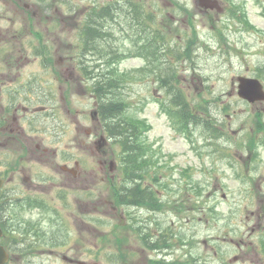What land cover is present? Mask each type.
<instances>
[{"label": "rangeland", "instance_id": "1", "mask_svg": "<svg viewBox=\"0 0 264 264\" xmlns=\"http://www.w3.org/2000/svg\"><path fill=\"white\" fill-rule=\"evenodd\" d=\"M107 1L115 0H76V25L72 34L70 29L62 33L68 45L58 48L66 61L47 58L40 62L29 54L31 60L20 68V74L13 71L12 90L29 91L27 119H31V123L18 122L15 127L36 136L49 149L42 150L46 163L20 160V155L26 156L19 145L23 139H16V130L10 133L8 127L0 128V170L12 166L16 185L23 187L24 177H28L34 185L41 184L40 195L50 200L37 208H8L11 219L6 226L16 240L11 247L12 264H65L59 258L60 247L69 250L72 246L74 256H84L85 250L80 254L77 249L84 243L72 238L75 231L86 233L80 223L86 214L80 210L82 200H87L85 208H90V264L152 260L151 253L141 251L135 230L124 224L120 209L115 208L119 207L115 185L123 165L120 148L110 139L103 147L105 155L96 149L104 132L101 124L91 119L95 100L90 87L95 81L79 77L80 58L88 65L99 64L98 79L105 72L124 78L119 95L124 100V114L141 126L139 142L146 145L151 165H158L159 176L170 185L168 196L175 209L183 212L171 217L173 212L164 207L162 217L166 222L181 221L185 240L193 237L196 259L192 264H235L234 257L236 264H264V101L247 104L236 94L239 76L258 78L264 89V0H218L220 12L200 7L198 0H135L134 5L143 4L145 11L153 14L151 24L157 29L154 48L147 50L150 40L136 36L138 29L132 30L121 20L111 30L107 45L100 43L102 33L107 32L103 21L90 51V42L86 45L80 38L82 26L93 5L102 8ZM26 53L32 50L27 47ZM12 65L16 70L15 62L0 61L2 70ZM171 70L191 113L204 122L183 128L174 116L161 83ZM41 90L50 97L49 104L37 101ZM112 91L110 98L116 96V89ZM9 93L0 101L5 108L15 92ZM41 106L50 109L62 124L59 140L54 136L56 121L35 113ZM208 119L214 121L216 131L208 129ZM70 152L80 164L76 178L60 168L73 165L65 159ZM105 159L102 167L99 162ZM39 176L44 179L37 182ZM57 187L65 193L62 200L57 199ZM49 206L64 216L59 219ZM62 219L69 225L61 224ZM26 234L36 238L34 250L29 247L35 238Z\"/></svg>", "mask_w": 264, "mask_h": 264}, {"label": "flooded vegetation", "instance_id": "2", "mask_svg": "<svg viewBox=\"0 0 264 264\" xmlns=\"http://www.w3.org/2000/svg\"><path fill=\"white\" fill-rule=\"evenodd\" d=\"M75 5L76 0H0V61L6 63H9L10 61L13 63L15 62V68H17L15 70L12 65V67L6 71L0 69V101L9 97V90L13 93L15 92L14 97L10 98V105L7 108L3 107L0 102V112H3L0 115V128L8 127L7 129L10 133H13L14 130H16L18 133V137L16 139H23V142L19 145L22 151H25L26 156L23 157L20 155V160L29 158L41 163H46L42 150L46 152L48 148L44 147L42 141L37 140L36 136L25 134L23 130L15 127L18 126V122H25L27 120L30 121L29 118L27 119L30 109V98L28 95L29 91L25 93L20 89L17 91L12 90V85L15 84V79L12 78L19 75L20 68L31 60L28 56L29 54L32 55V59L39 60L40 62H45L47 58H51L50 60L59 62L66 61L63 54L58 53V48L68 45V39L65 41V39L62 38V33L70 29V33L72 34L74 26L76 25L77 14L75 13L77 8ZM116 16L117 14L115 13L114 17ZM35 40L38 41V44H36ZM40 45H43L41 50L38 48ZM51 46H54V48ZM27 47L32 50V53H26ZM41 58H44V60ZM7 65L9 66V64ZM13 71L16 72V75L13 74ZM41 89L44 88L41 87ZM20 93L24 94L20 96ZM41 95L42 97L38 96L36 99L42 105L43 103H46L50 97H48L42 90ZM49 103L50 102H47V104ZM38 110L42 113L48 112V110H45V107L43 106H41ZM53 114L54 113L51 111L47 114V116L51 118ZM8 122H11L12 125H6ZM53 125L56 126V122ZM56 129L57 128H55V130ZM87 134L88 137H90V130H87ZM54 135L55 139L59 140L60 135ZM36 151L40 154H34ZM65 159L69 164L73 162V165L71 166L72 169L71 167H66L67 165L64 169L67 170L72 177L74 176L76 178L79 174V160L77 156L71 152L65 157ZM99 163L103 167V165L106 164V159L101 160ZM6 170L10 171V176L7 181L8 183H6V185L0 190V221L2 222H4V220L11 219V215L7 210L10 206H16V200H20L24 203L31 201V205L38 206L40 205L37 202V198L39 197L35 195L42 194V191L39 189L41 184L33 180L37 183L34 185L32 181L28 180V177H24L23 187H21L19 184L16 185L14 183L15 170H13V167L9 166ZM3 174L4 171L2 170L0 172V176H3ZM37 178L41 179L42 176ZM8 188L10 189L7 190ZM18 191L22 192L20 193ZM19 194L26 196L17 199L14 198V196ZM156 194H158V190H156ZM131 196V199H127L126 203L124 205L122 204L120 219L124 221L125 225L129 223L134 227H142L145 233L147 245L141 247V251H148L152 255L151 262H143V264H188L184 261L176 259L178 256L175 257L173 245L167 244L165 246L166 242L164 239L169 237L172 229L170 232L165 229L166 220L157 209L156 202H158V198L154 194L153 189L152 191L146 190L141 195L137 193L135 198L133 195ZM87 199L90 200V197ZM81 203L82 205H80V210L82 212L86 211L87 218H81L80 223L82 228H86V233L75 231L76 234H74L72 238L79 239L84 243L82 245L85 246H77V249H81L80 254L83 253L82 248L86 253L82 257L79 255L74 256L72 250H70L72 249V246L69 247V250L65 247H60L59 250H61V256L59 258L65 264H90V242L88 241L90 238V208H85V205L88 204L87 200H82ZM142 211L143 215H141ZM56 213V216L61 219L62 215L60 214V210L56 211ZM140 215L143 217L141 218ZM139 219L142 220L138 221ZM62 223H64L63 220H61V224ZM64 225H69L66 220ZM9 237L10 236H8V238ZM15 243L16 240L11 237V247L15 246ZM33 244L34 246L30 245L29 247L32 250L35 249V245L37 244L36 238Z\"/></svg>", "mask_w": 264, "mask_h": 264}, {"label": "trees", "instance_id": "3", "mask_svg": "<svg viewBox=\"0 0 264 264\" xmlns=\"http://www.w3.org/2000/svg\"><path fill=\"white\" fill-rule=\"evenodd\" d=\"M95 9L96 8L93 7L89 17L86 18L80 35V38L86 43V45L90 42V51L94 49L95 37L98 35L99 28L103 25V21H105V12L107 11L105 7L100 8V11H98V8L97 10ZM150 17L151 15L146 13L143 6H141L136 9L135 12L133 11L131 19L129 17L127 18V16L125 17V23L132 25V30L133 28L136 29V27L139 28V31L136 34L139 35L148 27L146 21L150 20ZM103 28H105V26ZM102 34V41L100 43L102 45H107L106 43L110 40V34ZM148 44L152 45V42H148ZM86 50L89 51L88 48H86ZM84 59L85 58L79 59V68L84 78H90L95 81L90 89L96 98L98 114L101 118L104 130L108 136L115 140L119 145V154L122 158V164L135 169L129 172V169L127 168L125 171L123 170V173L129 177L149 175L152 163L148 156L147 147L140 144V136L143 132L142 128L138 123L129 119L126 114H124V100L119 98V95L121 94L120 88L125 83L124 78L121 75H117L115 72H105L102 74V77L98 79L97 77L99 75H97V68L99 64L91 62L90 65H88L87 60ZM113 73L115 75H112ZM162 83L164 84L163 88L166 91L165 97L175 112L174 116H176L180 123L186 125L188 123L197 124L204 122L188 109L189 103L184 99V96L177 88L176 83H169L166 80H163ZM114 88L116 89V96L110 98L109 96H113L112 90ZM205 122L207 127L214 123L212 119H208ZM136 192L140 195L143 194L139 191ZM137 193L135 194V197L137 196ZM116 195L119 197V193H116ZM1 224L3 225L4 223L1 222ZM4 242L6 244L8 243L7 240H4Z\"/></svg>", "mask_w": 264, "mask_h": 264}, {"label": "water", "instance_id": "4", "mask_svg": "<svg viewBox=\"0 0 264 264\" xmlns=\"http://www.w3.org/2000/svg\"><path fill=\"white\" fill-rule=\"evenodd\" d=\"M206 3L208 0H204ZM202 5L208 7V5L202 3ZM238 96L249 102H255L259 100H264V92L262 86L256 79L251 78H238ZM2 180L0 179V188L2 186ZM2 236V230L0 228V237ZM9 255L3 246L0 245V264H5L8 261Z\"/></svg>", "mask_w": 264, "mask_h": 264}]
</instances>
